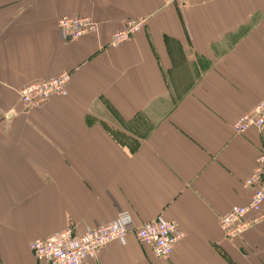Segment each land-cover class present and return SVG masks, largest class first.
<instances>
[{
    "label": "crops",
    "instance_id": "0c3cea01",
    "mask_svg": "<svg viewBox=\"0 0 264 264\" xmlns=\"http://www.w3.org/2000/svg\"><path fill=\"white\" fill-rule=\"evenodd\" d=\"M86 17L73 39L60 17ZM143 21L115 48L112 35ZM70 74L29 108L23 86ZM264 100V0H0V264H42L29 243L112 222H174L167 259L129 233L82 264H264V221L226 240L264 130L232 123Z\"/></svg>",
    "mask_w": 264,
    "mask_h": 264
},
{
    "label": "built area",
    "instance_id": "2783aa9c",
    "mask_svg": "<svg viewBox=\"0 0 264 264\" xmlns=\"http://www.w3.org/2000/svg\"><path fill=\"white\" fill-rule=\"evenodd\" d=\"M192 0H162L164 6L186 5ZM58 30L73 39L95 31L96 24L86 17H60L56 21ZM141 23L130 20L121 30L114 34L113 45L122 44L136 34ZM68 81L66 73L56 78L31 83L21 89L18 94L21 102H29L33 98L48 99L50 96H62ZM254 129L264 130V100L256 104L249 112L243 114L232 123L235 134H243ZM250 198L243 206L229 210L219 221L225 238H236L251 227L264 221V154L258 159V168L249 180ZM174 222L153 221L142 226H134L130 216L121 213L115 222L90 229L81 235L71 230L53 234L47 238L29 243V250L34 258L42 264H82L88 258L108 244L121 241L129 233L143 245L149 246L157 258L167 259L181 237Z\"/></svg>",
    "mask_w": 264,
    "mask_h": 264
},
{
    "label": "rangeland",
    "instance_id": "374dc122",
    "mask_svg": "<svg viewBox=\"0 0 264 264\" xmlns=\"http://www.w3.org/2000/svg\"><path fill=\"white\" fill-rule=\"evenodd\" d=\"M92 20V19H91ZM95 24H96V29H95V31H93V32H91V33H88V34H95L97 31H98V25H97V23L94 21V20H92ZM130 21V20H129ZM134 21H137V20H134ZM137 22H140L141 23V26H142V24H143V21H137ZM123 28V27H122ZM121 28V29H122ZM141 28L142 27H140V30H141ZM120 29V30H121ZM140 30L138 31V32H140ZM119 31V30H118ZM117 31V32H118ZM117 32H115V33H117ZM137 32V33H138ZM114 33V34H115ZM136 33V34H137ZM88 34H85V35H88ZM114 34L112 35V38H111V40H110V42H109V44H108V46L109 47H112V48H115V47H117V46H119V45H122V44H124V43H126V42H128L129 40H131L132 38H133V36H135L136 34H134V35H132L131 36V38L128 40V41H126V42H124V43H122V44H117V45H113V43H112V40H113V36H114ZM85 35H82V36H85ZM80 38V37H79ZM78 38V39H79ZM64 73H66L67 74V76H68V81L66 82V84H65V86H64V94H62V96H57V95H53V96H50L48 99H40V98H33V99H31L29 102H21V100H20V97H19V94H18V92L21 90V89H23L24 87H26V86H28L29 84H27V85H25V86H23L22 88H20V89H18L17 90V92H16V94H17V96H18V101H19V103L22 105V106H25V107H29V108H35V107H38V106H41V105H44V104H46L52 97H61V98H65V97H67L68 96V85H69V83H70V74L69 73H67V72H64ZM61 74H63V73H61ZM61 74H59V75H61ZM58 75V76H59ZM58 76H56V77H58ZM56 77H53V78H56ZM49 79H52V78H49ZM49 79H45V80H49ZM43 81V80H42ZM41 82V81H40ZM35 83H38V82H35ZM31 84V83H30ZM235 134V133H234ZM237 135H242V134H237ZM262 154H264V149H261V151L259 152V154L257 155V157H256V159L254 160V167H253V169H252V171H251V173L249 174V176L243 181V188L245 189V190H247L248 191V193H249V196H250V190H251V188L249 187V186H247V181L249 180V178L253 175V174H255V171H256V169L258 168V159H259V157L262 155ZM250 198V197H249ZM248 202V201H247ZM236 207H238V206H236ZM123 214V213H126V215L127 216H130V214L128 213V212H126V211H120L117 215H116V217H115V219L112 221V222H115L117 219H118V217H119V215L120 214ZM130 218H131V216H130ZM221 219V218H220ZM131 220H132V218H131ZM112 222H110V223H112ZM133 222V221H132ZM110 223H108V224H110ZM107 225V224H106ZM258 225V224H257ZM256 226V225H255ZM219 227H220V225H219ZM96 228V227H95ZM93 229V228H92ZM251 229V228H250ZM66 230H71L73 233H74V231H73V228H71V227H69V228H66L65 230H63V231H61V232H64V231H66ZM220 231L222 232V230L220 229ZM248 231V230H247ZM245 233V232H244ZM244 233H242V234H244ZM222 234H223V232H222ZM53 235V234H52ZM241 235V234H240ZM239 235V236H240ZM51 236V235H50ZM223 236H224V234H223ZM238 237V236H237ZM236 237V238H237ZM225 238V237H224ZM226 240H234L235 238H233V239H230V238H225Z\"/></svg>",
    "mask_w": 264,
    "mask_h": 264
},
{
    "label": "bare ground",
    "instance_id": "6f19581e",
    "mask_svg": "<svg viewBox=\"0 0 264 264\" xmlns=\"http://www.w3.org/2000/svg\"><path fill=\"white\" fill-rule=\"evenodd\" d=\"M260 133V132H259Z\"/></svg>",
    "mask_w": 264,
    "mask_h": 264
}]
</instances>
